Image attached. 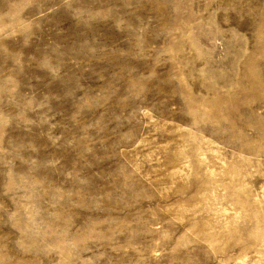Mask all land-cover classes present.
<instances>
[{
    "label": "rangeland",
    "instance_id": "1",
    "mask_svg": "<svg viewBox=\"0 0 264 264\" xmlns=\"http://www.w3.org/2000/svg\"><path fill=\"white\" fill-rule=\"evenodd\" d=\"M0 264H264V0H0Z\"/></svg>",
    "mask_w": 264,
    "mask_h": 264
}]
</instances>
